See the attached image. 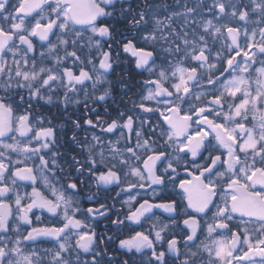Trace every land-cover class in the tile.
Instances as JSON below:
<instances>
[{
  "label": "snow or ice",
  "instance_id": "6c2138e0",
  "mask_svg": "<svg viewBox=\"0 0 264 264\" xmlns=\"http://www.w3.org/2000/svg\"><path fill=\"white\" fill-rule=\"evenodd\" d=\"M117 84L131 108L113 114ZM154 209L168 222L144 230ZM113 211L142 229L115 252L95 227ZM119 250L264 264V0H0V264H117Z\"/></svg>",
  "mask_w": 264,
  "mask_h": 264
},
{
  "label": "flooded vegetation",
  "instance_id": "af4514ba",
  "mask_svg": "<svg viewBox=\"0 0 264 264\" xmlns=\"http://www.w3.org/2000/svg\"><path fill=\"white\" fill-rule=\"evenodd\" d=\"M167 3L171 5L174 3V0H167ZM116 72L119 73L120 69L117 68ZM112 78L114 80L116 79L115 76H113ZM136 78L140 79V77H136ZM137 91H138V89L133 85L132 89H131V93L129 94L132 97V99H136L135 93ZM121 101H123V102H121ZM107 103H108V111L112 112L113 114H115V112L118 109L119 110H128L131 108V103L129 101V98L123 95V93L120 90V86L118 84L116 85V87L113 91V96L108 99ZM104 110L105 109H104L103 105H101L98 108V111L100 112L101 116H103L104 119L110 120V117L104 116ZM38 111L42 112L46 115H52L54 117V122L57 124H59L61 122V120L63 119V117L60 115L59 111L56 108H49L48 106H44V107L38 108ZM78 114L81 117L84 116L83 111L79 112ZM88 118L95 120L96 116L93 114H89ZM153 119H155V117H153ZM111 138L114 139L115 137H111ZM181 175L183 176L182 171H181ZM171 189H172V185H169L168 190L166 192L167 198L168 199H178V197L175 196V194L171 192ZM27 190L31 191L30 188H28ZM91 191H95V188H93ZM119 191H120V189L116 188L115 191L112 192L111 195L107 197V203L109 205H111L113 203L112 197H115V193L119 192ZM139 191L141 192V195L144 198H147V199L152 198L151 190H147V191L139 190ZM88 194H89V190L87 188H85L84 191L81 193V197L83 198L81 203H82V207H84V208L92 206V202L87 201V199H86ZM133 194H135V192H133ZM115 199H116V209H122L120 218L123 219V215L125 213H127L128 209H127V206H122L120 201L127 199V194H121V196L115 197ZM104 201H105V197L102 196L101 202H104ZM156 202H159V201L157 200ZM154 212L156 213V216L152 217L150 220H147L144 222V224H143L144 230H147L150 227V225L156 221L157 217H159V219L165 223L168 222L166 219V217L168 215L167 213H162V210H159V209H154ZM34 213H35V215H38L41 217V220L39 222H37V221H35V215L33 216V222L36 225L43 226L45 224L52 223L54 220V218L51 217V215L48 214L47 212H42L40 210H34ZM115 218H116V213H115V211H113V213L110 216H108L107 218H98L96 223H95V227H96V230L98 232L106 233L107 235L113 236V242H111L107 245V247L112 252H115L117 250L119 239L127 238V236L133 231L142 230L139 226H136V225H132L131 227H125V228H123V230H119L117 228V226H114L111 224V220L115 219ZM126 223L131 224V222H126ZM39 247H41V248L51 247V245L50 244H41V245H39ZM119 251H120L121 255H119L117 257V264H119V261L122 259H129L130 264H132L131 258L133 257V254L132 253H126L125 250H119ZM135 259L137 261V264H139V261L141 259L140 255L136 254Z\"/></svg>",
  "mask_w": 264,
  "mask_h": 264
},
{
  "label": "trees",
  "instance_id": "16d2710c",
  "mask_svg": "<svg viewBox=\"0 0 264 264\" xmlns=\"http://www.w3.org/2000/svg\"><path fill=\"white\" fill-rule=\"evenodd\" d=\"M134 79L138 80V78L134 77ZM129 84L130 85H133V82L132 81H129Z\"/></svg>",
  "mask_w": 264,
  "mask_h": 264
}]
</instances>
